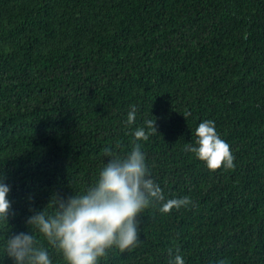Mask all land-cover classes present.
Masks as SVG:
<instances>
[{
	"label": "trees",
	"instance_id": "obj_1",
	"mask_svg": "<svg viewBox=\"0 0 264 264\" xmlns=\"http://www.w3.org/2000/svg\"><path fill=\"white\" fill-rule=\"evenodd\" d=\"M145 117L151 175L191 200L167 212L154 201L139 243L100 264H168L169 248L186 264H264V0H0V175L12 185L0 246L33 230L67 264L27 217L91 184L104 149L130 150ZM207 118L234 168L185 149ZM0 264L15 260L0 251Z\"/></svg>",
	"mask_w": 264,
	"mask_h": 264
},
{
	"label": "clouds",
	"instance_id": "obj_2",
	"mask_svg": "<svg viewBox=\"0 0 264 264\" xmlns=\"http://www.w3.org/2000/svg\"><path fill=\"white\" fill-rule=\"evenodd\" d=\"M136 118L137 105L133 104L125 123L133 125ZM156 130V120L145 117L143 124L133 130L135 141L130 150L121 154L110 146L104 149L110 158L91 184L66 198L54 196L43 210L27 217V223L62 252L67 264H100V258L112 246L121 250L135 247L139 243L138 214L154 201L160 202L162 212L189 204L188 195L166 197L161 184L151 175L141 140H147L148 132ZM194 132L195 142L186 144L185 149L208 168L236 166L230 144L217 130L214 119L201 120ZM11 189L12 185L0 175V225L8 223ZM0 251L12 256L15 264H53L48 247L37 240L33 230L7 235ZM168 251V264H186L178 248L174 253L172 248ZM216 264L226 261L219 259Z\"/></svg>",
	"mask_w": 264,
	"mask_h": 264
}]
</instances>
